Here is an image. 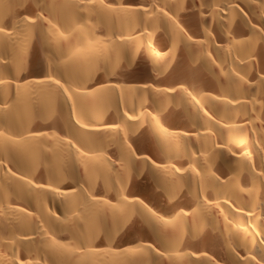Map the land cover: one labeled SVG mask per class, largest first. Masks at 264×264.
I'll use <instances>...</instances> for the list:
<instances>
[{"label":"bare ground","instance_id":"6f19581e","mask_svg":"<svg viewBox=\"0 0 264 264\" xmlns=\"http://www.w3.org/2000/svg\"><path fill=\"white\" fill-rule=\"evenodd\" d=\"M0 264H264V0H0Z\"/></svg>","mask_w":264,"mask_h":264},{"label":"rangeland","instance_id":"374dc122","mask_svg":"<svg viewBox=\"0 0 264 264\" xmlns=\"http://www.w3.org/2000/svg\"><path fill=\"white\" fill-rule=\"evenodd\" d=\"M133 178V177H132ZM140 195H142V196H144L145 197V193H142V194H140ZM146 198V197H145ZM135 225H137V224H135ZM137 229H136V228ZM134 230L133 231H135V233H137V235H141L142 234V232L141 231H139L140 230V228H138V226H134V228H133ZM136 230H138V232L136 231ZM141 232V233H140ZM134 233V232H133ZM134 233V234H135Z\"/></svg>","mask_w":264,"mask_h":264}]
</instances>
